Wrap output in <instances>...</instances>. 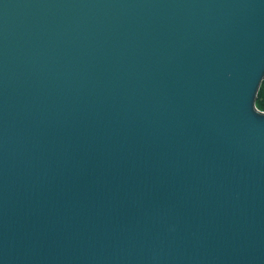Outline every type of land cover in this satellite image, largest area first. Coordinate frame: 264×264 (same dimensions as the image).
<instances>
[{"label": "water", "instance_id": "95a60500", "mask_svg": "<svg viewBox=\"0 0 264 264\" xmlns=\"http://www.w3.org/2000/svg\"><path fill=\"white\" fill-rule=\"evenodd\" d=\"M264 0H0V264H264Z\"/></svg>", "mask_w": 264, "mask_h": 264}, {"label": "trees", "instance_id": "16d2710c", "mask_svg": "<svg viewBox=\"0 0 264 264\" xmlns=\"http://www.w3.org/2000/svg\"><path fill=\"white\" fill-rule=\"evenodd\" d=\"M256 103L260 109L264 110V78H263L261 86L259 88Z\"/></svg>", "mask_w": 264, "mask_h": 264}]
</instances>
